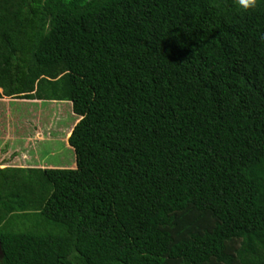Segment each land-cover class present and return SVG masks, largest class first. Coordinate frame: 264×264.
<instances>
[{
  "label": "trees",
  "instance_id": "trees-1",
  "mask_svg": "<svg viewBox=\"0 0 264 264\" xmlns=\"http://www.w3.org/2000/svg\"><path fill=\"white\" fill-rule=\"evenodd\" d=\"M261 34L264 0H0V98L78 117L75 167H0V264H264Z\"/></svg>",
  "mask_w": 264,
  "mask_h": 264
},
{
  "label": "rangeland",
  "instance_id": "rangeland-1",
  "mask_svg": "<svg viewBox=\"0 0 264 264\" xmlns=\"http://www.w3.org/2000/svg\"><path fill=\"white\" fill-rule=\"evenodd\" d=\"M11 107L13 112L18 114L17 125L14 128L15 134L18 135L23 125L25 129L35 132L34 127L40 124L44 129L43 137L39 139L37 137L32 143L34 148L38 149L36 150L38 155L47 157L48 163L54 165L63 163L67 167H72L70 163L75 162L76 155L73 147L68 145L67 135L78 117L73 114L69 101L60 103L47 100L39 104L17 100L11 103ZM33 124L36 126L33 127Z\"/></svg>",
  "mask_w": 264,
  "mask_h": 264
},
{
  "label": "crops",
  "instance_id": "crops-1",
  "mask_svg": "<svg viewBox=\"0 0 264 264\" xmlns=\"http://www.w3.org/2000/svg\"><path fill=\"white\" fill-rule=\"evenodd\" d=\"M0 91H2V88H0ZM17 100L39 104H43L44 101H47L44 99H17L5 95L0 98V167H67L63 165V163L56 165L48 163L47 157H41L36 152L38 149L34 148L35 146H33L32 143L34 142L33 140L37 139V137L38 139L43 137L44 129L41 128L40 124L37 126L33 124V127L34 125L36 126L34 127L35 132L25 129L23 125L18 131V135L15 134L14 128L17 125L16 119L18 118V114L13 112L11 103ZM27 123L28 121L25 125ZM71 132L72 129H70V132L67 135V140ZM68 145L72 147L70 144ZM70 165L75 167L76 163L72 161Z\"/></svg>",
  "mask_w": 264,
  "mask_h": 264
},
{
  "label": "clouds",
  "instance_id": "clouds-1",
  "mask_svg": "<svg viewBox=\"0 0 264 264\" xmlns=\"http://www.w3.org/2000/svg\"><path fill=\"white\" fill-rule=\"evenodd\" d=\"M235 3L244 12L252 11L258 7V0H235ZM260 40L264 41V34H261Z\"/></svg>",
  "mask_w": 264,
  "mask_h": 264
},
{
  "label": "water",
  "instance_id": "water-1",
  "mask_svg": "<svg viewBox=\"0 0 264 264\" xmlns=\"http://www.w3.org/2000/svg\"><path fill=\"white\" fill-rule=\"evenodd\" d=\"M3 256H4V252H3L2 245L0 242V258H2Z\"/></svg>",
  "mask_w": 264,
  "mask_h": 264
}]
</instances>
